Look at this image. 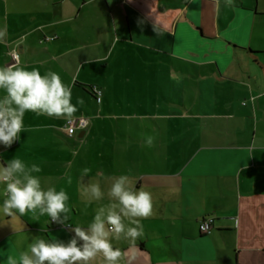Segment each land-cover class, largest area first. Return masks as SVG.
<instances>
[{"label":"crops","instance_id":"0c3cea01","mask_svg":"<svg viewBox=\"0 0 264 264\" xmlns=\"http://www.w3.org/2000/svg\"><path fill=\"white\" fill-rule=\"evenodd\" d=\"M125 52L149 67L109 69ZM4 56L3 67L58 73L101 110L73 136L53 118L26 127L11 147L0 145V166L23 149L40 155L34 163L49 175H34L45 190L65 191L71 210L67 225L0 212V264L36 237L67 242L72 228L86 229L109 202L81 195L98 173L127 175L134 190L152 195L142 236L134 245L113 240L121 264H264V0H0ZM95 64L105 69L102 81L80 80ZM91 86L102 90L100 103ZM72 103L75 115H87L78 95ZM120 107L133 112H115ZM84 168L90 171L81 178ZM108 187L101 180L105 193ZM209 216L212 231L202 234L200 221Z\"/></svg>","mask_w":264,"mask_h":264},{"label":"clouds","instance_id":"9594fccd","mask_svg":"<svg viewBox=\"0 0 264 264\" xmlns=\"http://www.w3.org/2000/svg\"><path fill=\"white\" fill-rule=\"evenodd\" d=\"M231 4V0H226ZM0 145L11 147L27 131L24 117L28 112L63 119L71 124L77 112L72 103L71 87L53 71L42 74L38 69L26 70L15 64L0 67ZM153 137L145 139L146 146L153 145ZM41 167L30 166L19 158L10 159L0 166V185H4L5 197L0 212L15 217L18 213L47 215L51 222L67 225L70 220L69 196L54 187L46 190L34 173ZM81 170V178L89 174ZM81 185V195L91 203L107 196L108 203L100 205L88 227L75 226L74 236L67 242L40 237L33 239L26 251L8 255L6 264H121L124 256L113 240H125L130 244L143 234L141 218L152 213V195L143 189L136 191L127 175L104 176ZM101 180L109 183L107 192L101 188ZM71 183V180H69ZM127 221V223H126ZM46 230V228H45Z\"/></svg>","mask_w":264,"mask_h":264},{"label":"rangeland","instance_id":"374dc122","mask_svg":"<svg viewBox=\"0 0 264 264\" xmlns=\"http://www.w3.org/2000/svg\"><path fill=\"white\" fill-rule=\"evenodd\" d=\"M41 42H43L41 40ZM21 55V54H20ZM124 56H125V59L124 61H118V60H115V59H112L110 61V64H109V69L111 68H120V67H149V64L147 62H145L142 57L136 53V52H130L129 54H126V52L124 53ZM10 58L9 57H3L2 60H0V67H3V64L5 63V61H9ZM19 59L16 63H19ZM30 62H33V64H37L38 59L37 58H34V57H31L30 59ZM21 64H24V62H21ZM26 70H32V69H38L40 72L42 71V65L40 66H36V67H33V68H25ZM105 71L104 67H102L101 64H95L93 66V71L90 74H85L87 72V70H84L81 75H80V80H86V82H89V83H92V84H99L101 81H102V78H103V72ZM3 95V92H0V96ZM78 95V99L80 101V104L82 105V107L87 111V115H75L74 118H79V117H87V118H92L94 117L97 113V111H100L101 110V104H96V101L93 100V104L92 106H90L87 101L81 96V94L79 93V91H73L72 92V99H75V96ZM104 106V111L102 112V114H105V115H108L109 114V111L106 107V103L103 104ZM115 112L117 113H127V114H130L133 112V109L132 108H129V107H125V108H115ZM52 120L53 117H48L46 115H42L40 117V119L38 120L37 118H35L34 116H30V114L26 113L25 114V117H24V125H25V128L28 127L31 125V126H35V125H38L40 124L41 122H44V120ZM91 120V119H90ZM42 125V123H41ZM49 133L50 131H52L54 133L53 130H48ZM133 131V130H131ZM26 132V131H25ZM25 132L21 133V134H24ZM45 132V130L43 131ZM76 133H77V130H76ZM35 144L34 141H29V144ZM20 150H16V153L19 152ZM22 152V156H18L19 159L21 160H24V162L26 164H28L29 166L35 162V159L37 158L38 162L42 160V158L40 157V155L35 156L34 153H30V149H23L21 150ZM40 167L42 168V164L40 165ZM35 174V173H34ZM40 176H43L44 174L46 175H49L48 172H39L38 173ZM75 179V178H74ZM45 181H49V178L48 177H45ZM81 202V207L83 208V210H89L90 207L85 205L83 203V201H80Z\"/></svg>","mask_w":264,"mask_h":264},{"label":"built area","instance_id":"2783aa9c","mask_svg":"<svg viewBox=\"0 0 264 264\" xmlns=\"http://www.w3.org/2000/svg\"><path fill=\"white\" fill-rule=\"evenodd\" d=\"M12 58L14 62L18 61L17 53H12ZM96 92V100L98 103L102 100V90L99 87H94ZM88 125V120L85 117L74 118L72 123L69 125L67 123L64 124L63 129L69 136H73L76 129H84ZM213 217H205L200 221L199 229L202 234H209L213 228Z\"/></svg>","mask_w":264,"mask_h":264},{"label":"trees","instance_id":"16d2710c","mask_svg":"<svg viewBox=\"0 0 264 264\" xmlns=\"http://www.w3.org/2000/svg\"><path fill=\"white\" fill-rule=\"evenodd\" d=\"M91 92L96 99V92H95L94 86H91Z\"/></svg>","mask_w":264,"mask_h":264}]
</instances>
